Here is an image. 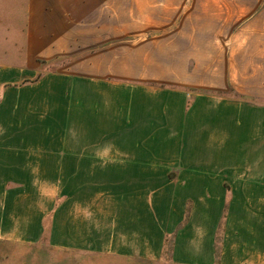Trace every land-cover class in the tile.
<instances>
[{"label": "crops", "instance_id": "crops-1", "mask_svg": "<svg viewBox=\"0 0 264 264\" xmlns=\"http://www.w3.org/2000/svg\"><path fill=\"white\" fill-rule=\"evenodd\" d=\"M187 4L9 6L0 241L264 264V29L207 27V5L194 28Z\"/></svg>", "mask_w": 264, "mask_h": 264}, {"label": "rangeland", "instance_id": "rangeland-1", "mask_svg": "<svg viewBox=\"0 0 264 264\" xmlns=\"http://www.w3.org/2000/svg\"><path fill=\"white\" fill-rule=\"evenodd\" d=\"M0 0V44L4 39H8L7 33L10 12L20 11L23 0ZM194 19L193 27L201 28L200 9L207 5L209 19L207 27L210 28H257L264 29V0H188L187 4ZM14 8V9H11ZM11 9V11H10ZM10 11V12H9ZM19 15V13H18ZM19 18V17H18ZM198 18V19H196ZM202 26L204 27L203 23ZM194 39H200L199 35H194ZM5 40L4 42H6ZM2 45H0L1 47ZM18 54V53H17ZM9 57L7 52L0 51V59ZM52 69V68H50ZM148 196L145 197L146 202ZM157 207L160 208L162 217L167 216L164 209L167 196L159 195L152 197ZM151 198V200H152ZM168 249L170 239H168ZM0 264H174L167 250L160 260L157 259H134L118 257L113 255L81 253L70 250L59 249L49 242V239L36 244L0 241Z\"/></svg>", "mask_w": 264, "mask_h": 264}]
</instances>
